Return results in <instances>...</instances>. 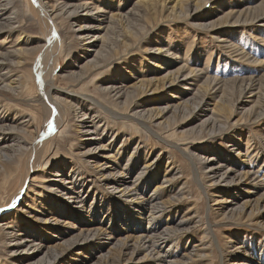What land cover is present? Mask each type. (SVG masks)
Wrapping results in <instances>:
<instances>
[{
    "label": "rangeland",
    "instance_id": "rangeland-1",
    "mask_svg": "<svg viewBox=\"0 0 264 264\" xmlns=\"http://www.w3.org/2000/svg\"><path fill=\"white\" fill-rule=\"evenodd\" d=\"M16 1L19 3L18 8L21 12L19 19L24 37L30 39L29 41H23L22 46L29 45L31 47L27 60L23 65L25 82L29 86V91L25 97H31L34 92L29 77V61L40 50L44 27H42L40 19L34 13L30 0ZM55 1H59L55 4V7L59 8L60 14L54 24L58 27L60 42L58 43L56 77L53 80V85L58 88L57 90H66L72 95L64 98L65 96L62 93L59 94L60 97L64 98V100L59 101L61 107H64L59 113L61 126L59 125L53 133L56 140L51 145L45 144L42 148L41 153L45 152L44 158L47 159V164L44 165L46 161L37 164L33 171H41V167L46 168L47 171L53 169V167H62L68 172L71 170L77 173L79 177L86 179L87 182H94L101 189L99 192L101 196H98V198L103 199L104 197L120 206H128L129 211L132 212L135 209L131 206L135 204L127 203L125 197L121 194L113 195L106 191L101 183H98L94 178V175H98V173L89 167L80 155L82 151L92 147L91 155L94 159L103 160L106 159L104 153L116 151L119 155L118 162L114 164V168L110 171L113 173L122 171L124 179H130V181L134 178L140 179L143 176L144 182L147 183L145 189L147 193L150 192L152 185L155 183L152 181L153 174L150 173V170L157 172L159 178L157 181H161L165 176L173 178L168 188L165 187L166 190L161 193L168 191L173 193L175 190L189 191L186 198L171 203L170 207L172 206L175 211L172 215L169 214L170 219L174 221V225H176L175 222L180 216H191V219L182 224V226H189L185 231H182L188 239L180 238L181 235H178L177 244H170L166 241L163 244L162 251L169 252L177 257L183 252L181 245L187 243V248H189L191 244L200 242L203 238L202 235L205 233V229H203L206 226L204 220L205 217H208L214 223L212 232L218 238V243L222 247V259L216 252H213L207 259H195L197 257L193 256L194 259L190 261V264H204L205 261L211 264H230L235 261L236 256L241 259L244 253L248 257H259L264 252V229L255 222V215L233 212L231 216L227 214L231 220L230 222L220 223L214 213L208 214L204 194L193 177V168L189 163V159L180 150L159 141L155 136L144 130L141 125L136 124V120L126 118L125 115L113 117L105 108H91L93 107L91 104H88L90 110L87 112L90 115L95 113V115L86 119L85 126L87 127H84V129H90L91 131L94 126L95 129L91 133L81 135L77 131V129H81L78 125L80 121L73 119L74 113L71 107L73 105L80 106L81 102H87V96H92L103 105L115 108L117 112L122 114L140 110L141 112L138 115L143 111L148 115H155L157 114V107L165 104L166 101L175 103L178 100L177 97H179V99L186 101L184 106L174 111L169 110L160 116L165 122L161 132L164 131L163 133L171 141H182V146L186 151L213 157L211 163L216 164L217 159H219L224 164L222 170L230 167L231 174L244 171L245 168H257L261 174L264 169V164L260 165L261 159L264 157V143L261 140L264 138L263 101H258L259 107L255 106V109L259 111L258 113L252 115L251 111L241 112H243V107H248L254 102L253 97L248 95L249 91L245 89L243 83L248 81L250 83L255 80L258 88L264 84V0H180L174 9L169 6L172 4L171 0H143V2L139 0H97L107 10L117 11L119 13L117 19L120 21L114 23V28L109 33L114 43L111 48H108V52H105L106 57L100 59L91 67L83 65L85 59H81L83 52L78 43L71 37L66 38L71 33L70 28L77 27V22L71 20L69 11H72L80 1L86 0ZM2 2L4 0H0V3ZM167 6L168 8L164 9ZM78 12L81 14L80 9ZM15 38L16 34L14 32L0 33V50H6L5 53L8 57H12L7 53V50H10V47L13 46ZM115 38H118V40L116 41ZM157 48L164 49L166 52H154ZM235 50L240 53L235 54ZM171 55L180 57V61L175 58L177 64L173 63ZM91 56H93V53ZM154 63L170 70L181 64H184L185 68L177 69L182 74L172 88L168 87L153 92L135 94L140 92L141 88L137 86V82L134 83V76L147 77L154 75L153 73L158 74L160 70L155 68ZM201 68L203 72H201ZM14 69L20 68L15 67ZM177 71L173 73L176 75ZM186 73H189L191 77L184 81L182 78ZM112 77L118 78L111 83L109 78ZM207 80L211 81L210 85L207 84ZM216 81L222 84L219 93L223 97L225 96V100L230 105L226 117L227 122H221L227 124L224 131H219L217 125L214 126V131H211V123L205 120L212 113V103L215 102L217 97V95L212 97L217 91L211 93L214 90L213 86ZM145 83L147 81H143L144 85ZM110 84L125 85V87L133 85L128 87L120 97L112 100L107 96V92L103 90L105 86ZM186 87H189L190 90ZM261 87L264 88V85ZM127 91L132 92L129 93V97L125 98ZM7 97L9 99L5 97L2 106L0 105V124L10 123L15 125L21 119L20 116L26 115L23 111L28 108L37 114L38 122L35 124H41V132L48 129L51 118L48 121L46 115H42L39 105L31 101V104L24 103L19 100L22 98L18 99L15 96L9 95ZM115 102L120 103L116 106L113 105ZM233 109L235 110L233 111ZM212 115L214 114L212 113ZM237 118H239L238 122H236ZM100 132H103V137L98 136ZM28 135L31 136V133L29 132ZM95 136L101 139H91L92 141H89L84 138ZM110 137L113 139L116 137V140H113L114 142L111 145L105 144L106 141L110 140ZM80 138H84L82 142L88 143L77 147L79 145L77 140ZM187 140H191V142H187ZM235 143L242 149V152H245L244 149L247 148V153L243 155L244 161L241 160L242 156L236 154L235 151L238 149H236L235 146L237 145ZM100 144H104L105 147H100ZM129 153L133 154L131 159ZM222 153L229 156L228 159L222 156ZM231 158L235 160L234 164L231 163ZM247 160L250 161L246 162ZM144 161L151 162L142 169V162ZM168 162L178 168L175 173H173L176 170L175 167L173 165L169 166ZM141 170L142 173H139ZM107 171L109 170L105 172ZM145 171L146 173H144ZM164 173H166L165 176ZM40 175L43 177L42 172H40ZM36 179L38 180V177ZM222 180L213 185L216 189L219 188L218 194H222L232 202L252 199L250 205L254 204L256 207L258 195L264 191V186L255 185L254 190L248 192L246 191V185L249 183L239 182L233 184L227 179ZM202 182H204L203 179ZM135 184H138V180ZM209 189H212V187H209ZM45 192L48 201L54 202L56 207L60 204L65 212L60 213V223L62 225L55 224L56 227L60 226L61 230L69 224L64 236L75 238L74 235L80 233V228L90 218L89 204L81 207L78 201L67 200L58 192L49 190L48 187H46ZM0 195H2L1 189ZM238 195L240 198L235 199ZM89 196H91V193H87L85 198ZM126 198L129 199V196H126ZM38 199L35 196V206L31 202L21 200L19 207L15 209L21 228L23 226L32 230L39 228L37 225L40 222L29 213V211H33L39 206H44L38 203ZM260 202L259 200V208L263 204V202ZM8 204L12 205L10 202L6 205ZM228 204L233 205L235 208L238 205V203L231 202ZM193 205H196L197 216L192 212L195 208L187 210L189 206ZM8 216L1 217L0 224ZM66 217L69 219L68 223H65ZM195 223L197 225L193 226ZM52 229L48 231L40 230L39 232L45 233L50 240L54 241L57 234ZM109 232L112 234L117 233L116 230ZM104 236L106 235L99 234L85 243L89 247V252L84 250V246L76 245V247L64 253L63 256L69 262H72L73 259L89 262L88 258H90L91 252L96 251L94 246L100 248V253H106L109 249L111 254H115L117 247L114 248L112 245L117 243L119 236L114 235L112 244L99 243ZM42 242L49 244V242ZM236 244H243V250L238 249L230 255L229 252ZM21 246L22 244L18 245V247ZM143 252L130 260L123 257L124 259L120 260V264H160V261L152 258L139 259ZM39 255L41 254L39 253ZM3 257L0 259V264H8L5 254H3ZM152 260L153 262H151Z\"/></svg>",
    "mask_w": 264,
    "mask_h": 264
},
{
    "label": "bare ground",
    "instance_id": "bare-ground-1",
    "mask_svg": "<svg viewBox=\"0 0 264 264\" xmlns=\"http://www.w3.org/2000/svg\"><path fill=\"white\" fill-rule=\"evenodd\" d=\"M30 1L34 8V13L40 19L42 27H44L40 50L34 57H31L29 61V77L31 78L30 82L32 83L34 93L31 97H25L29 91V86L27 82H25L23 65L27 60L31 47L29 45L22 46L23 41H29L30 39H25L23 34L21 21L19 19L21 13L18 8L19 3L16 0H4V2L0 3V33L14 32L16 38L13 46L10 47V50H7V53L12 55V57L6 55V50H0V105L2 106L5 97L9 99V97H7L9 95L15 96V98L18 99L22 98L19 100L24 103H30L31 101L39 105L42 110V115H46L48 121L51 118V121L48 129L41 132V124H35L38 122L37 114L27 108L26 111H23L26 115L20 116L19 118L21 119L18 120L15 125L10 123L0 124V189L2 191V195H0V219L1 217L9 215L8 218L0 224V259L4 258L3 254H5L8 264H120V260L124 258L130 260L143 251L139 259L146 260L152 258L160 261V264H190V261L194 259L193 256L197 257L195 259H207L213 252H216L220 259H222V247L218 243V238H216L212 232V225L214 223L208 217H205L204 220L206 224V226L203 227L205 233L202 235L203 238L200 242H196L193 245L191 244L189 248H187V243L181 245L183 252L177 257L169 252L162 251L163 244L166 241L170 242V244H177L178 235H181L180 238L188 239L182 231H185L189 226H182V224L191 219L190 215H182L175 222L176 225H174V221L170 219L169 214L172 215L173 211H175L172 206L170 207L171 203L186 198L189 191L175 190L173 193H169V191L161 193L166 190L165 187L168 188L173 179L165 176L166 173H164L165 178L161 181H157V179H159L157 172H155V170H150V173L153 174L152 181L155 183L152 185L150 192L147 193L145 191L147 183L144 182L143 176H141L140 179L134 178L130 181V179H124L122 171H116L115 173L110 171V169L114 168V164L118 162L119 155L116 151L104 153L106 159L103 160L94 159L91 155L92 147H88L81 152L80 155L84 162L98 173V175H94V178L98 183H101L106 191H109V193L113 195L121 194L125 197L127 203L137 205H132L131 208L134 207L133 209L135 210L130 212L128 206H120L116 202L105 199L104 197L103 199L100 197L98 198V196H101L99 193L101 189H99L94 182H87L86 179L79 177L77 173L71 170L69 173L62 167H53V169L47 171L46 168L41 167V171H33L37 164H41L47 160L44 158L45 152L41 153L43 146L45 144L51 145L52 142L56 140L53 133H55L54 131L58 129L59 125L61 126L59 113L64 109L63 106L61 107L59 101L64 100V98L72 95V93L66 90L59 91L57 90L58 88L53 85V80L56 77L58 43L60 42L58 27L54 24L60 14V10L58 11L59 8L55 7V4L59 1ZM139 1L143 2V0ZM170 2H172V4L169 6H171V9H174L179 4L180 0H171ZM97 3V0L80 1L72 11H69V16L72 18L71 20H74L73 22H77V27L70 28L69 31H71V33L66 37L67 39L71 37L78 43L83 52L81 59H85L83 65L90 67L95 65L100 59L106 57L105 52H108V48H111V45L114 43L109 33L112 32L111 30L114 28V23L120 21L117 19L119 14L117 11L107 10L102 3ZM166 8H168V6L164 9ZM79 9L81 14L78 12ZM9 10L11 11L9 12ZM115 40L117 41L118 38H115ZM235 51V54L240 53L237 52V50ZM154 52L163 53L166 52V50L157 48ZM92 53L93 56H91ZM175 58H178L177 60L180 61V57L171 55L172 62L177 64ZM154 65L156 69L160 70L158 74L153 73L154 75L147 77H142V75L134 76V83L137 82V86L141 88V91L135 94L148 91L153 92L168 87L172 88L182 74L179 70L178 73L177 69L185 68L184 64L171 70L156 63H154ZM15 67H19L20 69H14ZM174 71H177L176 75L173 73ZM201 72H203L202 68ZM118 75L120 74L118 73ZM189 77H191L190 74L186 73L183 75L182 80L187 81ZM117 78L118 77H112L109 79L112 83L113 80L115 79L116 81ZM143 81H147V83L144 85ZM207 82V84H211V81L207 80ZM243 85L245 89H248V95L253 97L252 99L254 102L248 107H243V112L241 113L245 111H251L252 115L258 113V109H255V106L259 107L258 101H263L264 106V88L261 87L264 84L260 85V88H258L255 80H252L250 83L249 81L247 83L244 82ZM221 86L222 84L216 81L213 86L214 90L211 91V93L217 91L212 96L214 97L217 95L215 102L212 103V113L214 115L210 113V115L205 118L207 122L211 123V131H214L215 125H217L216 127L219 131H224L227 126L226 123L223 124L221 122H227L226 117L230 110V105H228V101L225 100V96L223 97L222 94L219 93V88ZM128 87H125V85L116 86L115 84H110L105 86L103 90L107 92L109 98L114 100L120 97ZM186 89L190 90L189 87H186ZM130 92L127 91L125 98L130 96ZM60 93L65 97H60ZM177 99L175 103L166 101L165 104L157 107V114L155 115H148L144 111L138 115L141 112L140 110L122 114L121 112H117L115 108L103 105L92 96H87V102H81L80 106L73 105L71 110L74 113L73 119L80 121L78 125L81 129H77V131L80 132L81 135L84 133H91L95 129V126L91 131L90 129H84V127H87L85 126L87 122L86 119L95 115V113L90 115L87 112L90 110V105L88 104L93 106L91 108H105L113 117H122L125 115L126 118L129 117L136 120L135 123L141 125L148 133L155 136L162 143L174 146L189 159V163L193 168V177L204 194L206 202L205 207L208 214L214 213L220 223L230 222L231 220L227 214L231 216L233 212L255 215V222L259 227L264 229V191L258 195V202L255 207L254 204L250 205L252 199H245L242 201L235 200V202L229 201L222 194L217 193L219 188L216 189L215 186H213L217 184L218 181L227 179L233 184L239 182L249 183L246 185V191L251 192L254 190L255 185L264 186L262 185L264 184V169L260 174L257 168L244 167V171L231 174L230 167L222 170L224 164L220 162L219 159H217L218 162H216V164L211 163L210 161L214 159L213 157L209 155H199L193 151H186L182 146V141H171V139L163 133L164 131L161 132V128L165 126V122L160 116L167 113L169 110L174 111L179 107H183L186 101L184 99H179V97H177ZM193 101L196 102L195 100ZM119 103L115 102L113 105L117 106ZM234 110L235 109H233V111ZM238 119L239 118L236 119V122H238ZM29 132L31 136L28 135ZM98 136L103 137V132H100ZM84 138L89 141H92L91 139H101L100 137L96 138V136ZM84 138L77 140L79 144L77 147L88 143L82 142ZM113 140H116V137L114 139L110 137V140L106 141L105 144L111 145L114 142ZM261 140H263L262 142L264 143V138ZM187 142H191V140H187ZM236 145L235 147L238 150L235 152L237 155L242 156L241 160L244 161L245 158L243 155L247 153V148L244 149L245 152H242L238 144ZM100 147L103 148L105 146L104 144H100ZM221 155L225 156L226 159L229 157L223 153ZM129 156L131 159L133 154L129 153ZM248 161L250 160L246 162ZM261 161L260 165L262 166L264 164V157ZM150 162L151 161L142 162V169L149 165ZM234 162L235 160L231 158V163L234 164ZM46 164L47 161L44 165ZM168 164L169 166H174V164L170 162H168ZM174 167L176 170L173 173L178 170L176 166ZM106 170L109 171L105 172ZM40 172H42L43 177L40 175ZM139 173H142V170L139 171ZM144 173H146V171ZM251 175L253 176L250 177ZM36 177H38V180ZM202 179L205 183L202 182ZM137 180L138 184H135ZM183 183L185 184V182ZM46 187L51 191L58 192L59 195L67 200L78 201L81 207L89 204L90 218L88 217L89 219L85 222L86 224L80 228V233L74 235L75 238L64 236L69 224L65 228H61V230L59 228L60 226L56 227L55 224L62 225V223H60V213L65 212L60 204H58V208L55 206L54 202L48 201V196L45 192ZM209 187H212V189H209ZM84 191L85 193L83 194ZM87 193H91V196L85 198ZM35 196L39 198L38 203L44 206H39L33 211H29V213L40 222L37 225L39 228L35 230L25 226H23L25 228H21L15 209L19 207L21 200L28 203L31 202L32 205L35 206ZM126 196H129V199L126 198ZM238 198H240L239 195L235 197V199ZM259 200L261 201L260 203L263 202L261 208H259ZM9 202L12 205H6ZM230 202L238 203L237 207L235 208L233 205H229L228 203ZM194 208L195 210L192 212L197 216L198 212L196 205L189 206L187 210ZM246 209H248L247 212ZM68 220L69 219L65 220V223H68ZM196 225L195 223L193 226ZM51 228H53L52 231L57 234V237L54 236L56 237L54 241L50 240L45 233L39 232L40 230L48 231ZM112 230H116L117 233H110L109 231ZM99 234L106 235L103 237V240L99 242H106V244H112L114 235L119 236L117 243L112 245L114 248L117 247L115 254H111L109 249L106 253H100V248L94 246L96 251L94 253L91 252L90 258H88L89 262H85L84 260L78 261L76 259L69 262L65 259L63 256L64 253H67L76 247V245L84 246V250L89 252V247L86 246L85 243L91 241ZM42 241L49 242V244ZM21 244L22 246L18 247V245ZM243 248V244H236L229 254L232 255L234 252L238 251V249L243 250ZM39 253L41 255H39ZM234 260L235 261L230 264H264V252L256 258L248 257L244 253L241 259L236 256ZM151 262H153V260ZM204 264L211 263L205 261Z\"/></svg>",
    "mask_w": 264,
    "mask_h": 264
},
{
    "label": "snow or ice",
    "instance_id": "snow-or-ice-1",
    "mask_svg": "<svg viewBox=\"0 0 264 264\" xmlns=\"http://www.w3.org/2000/svg\"><path fill=\"white\" fill-rule=\"evenodd\" d=\"M33 2H35V0H33Z\"/></svg>",
    "mask_w": 264,
    "mask_h": 264
}]
</instances>
